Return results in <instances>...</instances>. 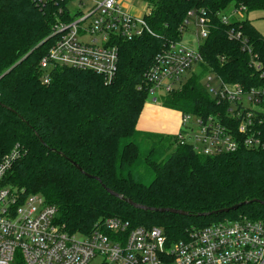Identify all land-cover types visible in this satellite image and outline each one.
<instances>
[{
  "label": "trees",
  "instance_id": "1",
  "mask_svg": "<svg viewBox=\"0 0 264 264\" xmlns=\"http://www.w3.org/2000/svg\"><path fill=\"white\" fill-rule=\"evenodd\" d=\"M147 1L152 5L146 18L151 33L117 42L118 68L110 82L91 71L58 67L44 84L38 64L50 44L55 5L0 0V159L16 145L19 150L2 184L42 195L56 207V223L69 234L88 235L110 216L132 226L161 227L170 240L184 237L191 227L226 218L264 220V100L258 125L263 145L257 149L240 146L230 153L203 155L180 144L176 135L138 127L148 99L144 73L167 42L180 39L192 9L204 8L209 18V34L199 46L200 73L211 71L264 92V37L248 19L223 24L218 16L231 3L247 11L264 10V0ZM230 26L248 39L259 69L228 38ZM162 105L180 115L220 109L194 75L163 96ZM122 198L186 215L135 207ZM239 202L247 203L204 215Z\"/></svg>",
  "mask_w": 264,
  "mask_h": 264
},
{
  "label": "built area",
  "instance_id": "2",
  "mask_svg": "<svg viewBox=\"0 0 264 264\" xmlns=\"http://www.w3.org/2000/svg\"><path fill=\"white\" fill-rule=\"evenodd\" d=\"M39 6L54 4L50 44L39 60L41 81H50L51 72L68 67L94 72L110 82L118 68L119 40L150 34V11L134 13L131 0H30ZM151 5L147 0H137ZM233 15L248 12L242 4L232 3ZM152 8V5H151ZM223 24L230 20L222 11ZM193 25L196 47L183 44L182 35ZM210 31L204 8L187 12L180 39L169 41L158 52L144 73L142 88L148 97H163L179 90L187 77L200 72L203 56L199 46ZM229 39L238 42L257 69L260 64L248 39L235 26L227 29ZM188 72H190L188 75ZM204 75V88L219 106L214 113L180 115L176 138L197 153L218 155L236 151L240 146L260 148L259 112L264 92L227 82L214 72ZM19 155L17 145L0 159V264H14L19 250L23 264H89L100 256V264H264V220L238 216L202 227H191L177 240H170L158 226H132L129 221L110 216L94 225L88 235L69 234L56 223L57 209L40 194H23L2 184L3 176Z\"/></svg>",
  "mask_w": 264,
  "mask_h": 264
},
{
  "label": "rangeland",
  "instance_id": "3",
  "mask_svg": "<svg viewBox=\"0 0 264 264\" xmlns=\"http://www.w3.org/2000/svg\"><path fill=\"white\" fill-rule=\"evenodd\" d=\"M129 8L132 12L137 13L143 12L144 10L150 11L151 5H147L144 2L138 3L137 0H131L129 2ZM233 11L234 6L231 3L222 10V14L225 15L231 21H235L236 19H248L254 26V28L264 37V10H253L243 12L242 14H235L232 16ZM193 34V25H189L187 29L183 32L181 42L189 47H196L197 43ZM189 73L190 72H188V75H191ZM194 73V76L197 77L199 82L203 85L204 75L201 74L198 70H196ZM191 76L187 77L186 74L184 76V79H188ZM154 96L157 98L156 101H153V96L148 97V99L146 100L144 109L139 119V128L144 131L158 133L162 135H176L180 131V129H182L180 124V111L164 107L162 105L163 97H160L158 93H155ZM166 154H168V152H166ZM20 258L21 256L19 254V250H17L14 254V262L18 261ZM100 263L101 257L96 256L91 259L89 264Z\"/></svg>",
  "mask_w": 264,
  "mask_h": 264
},
{
  "label": "water",
  "instance_id": "4",
  "mask_svg": "<svg viewBox=\"0 0 264 264\" xmlns=\"http://www.w3.org/2000/svg\"><path fill=\"white\" fill-rule=\"evenodd\" d=\"M72 162V161H71ZM79 170L80 168L74 163L72 162ZM89 176V175H88ZM91 177V176H89ZM104 188H106L104 185H102ZM106 190L111 193V194H114V195H117L115 193H113L111 190H109L108 188H106ZM124 199L126 202H128L129 204L135 206V207H139V208H143V209H150V210H154V211H159V212H163V211H169V212H173V213H178V214H182V215H186V212L184 211H180V210H175V209H168V208H147L145 206H142V205H137L135 203H133L131 200L129 199H125V198H122ZM253 200H251L250 202H252ZM247 202H239V203H236L230 207H227V208H224V209H220V210H217V211H214V212H207V213H204V215H210L212 213H221V212H228L230 210H236L237 208L241 207L242 205L246 204ZM262 204H264L263 202H261Z\"/></svg>",
  "mask_w": 264,
  "mask_h": 264
},
{
  "label": "crops",
  "instance_id": "5",
  "mask_svg": "<svg viewBox=\"0 0 264 264\" xmlns=\"http://www.w3.org/2000/svg\"><path fill=\"white\" fill-rule=\"evenodd\" d=\"M138 127H139V123H138Z\"/></svg>",
  "mask_w": 264,
  "mask_h": 264
}]
</instances>
